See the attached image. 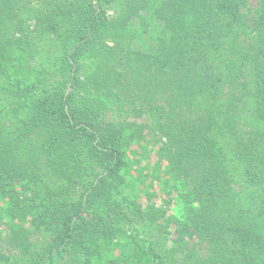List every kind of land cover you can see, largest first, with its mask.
<instances>
[{"label":"trees","instance_id":"1","mask_svg":"<svg viewBox=\"0 0 264 264\" xmlns=\"http://www.w3.org/2000/svg\"><path fill=\"white\" fill-rule=\"evenodd\" d=\"M21 1L0 0V90L17 98L15 115L26 114L8 131L0 113V237L6 233L23 249L40 221L57 232L50 246L28 252L29 264H53L65 253L76 255V264H164L151 242L103 224L84 201L57 203L82 174L77 146L86 144L102 169L90 200L117 184L138 211L161 191L166 162L165 174L184 191L178 242H196L185 245L181 263L264 264V16L249 23L246 0H54L51 11L35 17L37 31L68 25L54 66L72 89L38 98L28 96L36 85ZM118 4L121 10L110 11ZM135 35L150 37L153 47L134 49ZM90 57L96 59L85 76ZM105 101L151 111L155 135L146 139L143 124L102 121ZM238 122L248 126L235 151L239 187L214 135ZM42 129L51 132L41 147L43 172L23 156ZM157 145L159 174L144 165Z\"/></svg>","mask_w":264,"mask_h":264},{"label":"rangeland","instance_id":"2","mask_svg":"<svg viewBox=\"0 0 264 264\" xmlns=\"http://www.w3.org/2000/svg\"><path fill=\"white\" fill-rule=\"evenodd\" d=\"M63 2V0H57ZM22 4V20L24 29L29 30L31 45L29 47V55L31 65L34 68V78L30 81L31 84L36 85L35 90L31 91L28 96L41 97L42 95L56 88H66L71 91L70 83H65V78L62 76V70L54 66L55 58L58 55L62 45L63 37L65 36V29L68 25L60 27L57 32L50 34H41L37 31V21L35 17L37 14L51 11L54 0H23ZM118 5H113L110 11L121 10ZM244 16L249 23H256L259 17L264 16V0H246V5L243 8ZM111 14V12H110ZM11 32V30H10ZM28 32V31H27ZM135 32V31H134ZM153 42L148 36L140 35L134 37L133 48L136 50L147 51L153 47ZM96 59V58H95ZM94 58L90 57L84 61L85 76L92 71ZM252 73L249 71L248 76ZM251 77V76H250ZM14 83L11 85L16 91ZM3 80L0 79V88L3 87ZM64 86V87H63ZM24 89H29L28 86H22ZM20 107L17 98H14L10 92H2L0 90V113L3 125L8 131H12L25 118V111H20L19 114H14L12 110ZM253 112L251 109H249ZM103 115L102 121L122 124L123 122H134L135 124H143L146 129V139L151 140L153 134L149 127L156 126V119L151 111L143 113L141 109H132L128 106H122L119 102L105 101V106L99 109ZM143 113V114H142ZM251 121V119H250ZM237 126V127H236ZM242 127L240 129L239 127ZM244 123H236L233 126H218L214 132L215 138L221 147L225 156V165L232 177L235 179L237 187L243 183L242 166L235 159V151L239 141L245 137L246 129ZM248 127V126H247ZM150 131V132H149ZM51 132L47 129L40 130L29 142L25 144L24 158L27 162L37 166L40 171L45 169V156L41 151V147L50 138ZM151 153L146 155L144 165H151V171L159 174V149L160 146L150 147ZM77 151L81 156L82 174L76 181L72 188L68 189L66 193L60 194L56 200L58 204L69 207H77L78 204L85 202V207L89 210L91 216L97 215L103 224L111 227L115 225L120 228L128 237H135L137 239L148 240L151 242L157 253L162 258L164 264H183L186 255L183 254L184 248L192 247L196 242L188 237L184 238V242H178L182 239L181 231H178L177 223L186 218L185 206L183 199H181L180 182L170 180V176L165 174L167 170L166 162L161 161V166L165 168L161 173V191L157 188L156 197L153 200H143V211H138L132 203L125 199L117 184H113L109 191L101 188L96 197L90 200V189L92 185L97 184V176L102 172L96 158L92 156L90 146L81 144L77 146ZM36 164H35V163ZM138 166L135 170H139ZM160 171V172H159ZM160 178V177H159ZM178 186V188H177ZM89 198V201H88ZM149 200V201H147ZM167 202V204H166ZM137 205H139L137 203ZM154 210L153 212L151 210ZM163 211H161V210ZM157 210L162 212L158 216ZM164 213V214H163ZM34 232L31 237V245H14L10 240L6 239V233L0 237V264H29L28 252L31 250L42 251L52 243L56 227L41 223H36L35 226H30ZM2 229H0L1 234ZM186 245V246H185ZM183 246V248H182ZM188 252V250H187ZM54 260L53 264H76L73 258L76 255H69L67 253L61 255ZM75 260V258H74ZM184 260V261H183ZM183 261V263H181Z\"/></svg>","mask_w":264,"mask_h":264}]
</instances>
